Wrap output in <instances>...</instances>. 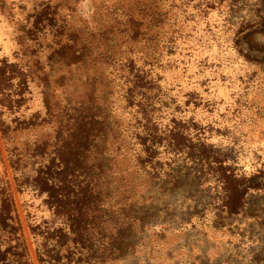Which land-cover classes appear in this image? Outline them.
<instances>
[{
    "label": "rangeland",
    "instance_id": "rangeland-1",
    "mask_svg": "<svg viewBox=\"0 0 264 264\" xmlns=\"http://www.w3.org/2000/svg\"><path fill=\"white\" fill-rule=\"evenodd\" d=\"M2 60L26 88L0 93V264L62 226L34 181L76 125L105 166L57 264H264V0H0Z\"/></svg>",
    "mask_w": 264,
    "mask_h": 264
},
{
    "label": "trees",
    "instance_id": "trees-1",
    "mask_svg": "<svg viewBox=\"0 0 264 264\" xmlns=\"http://www.w3.org/2000/svg\"><path fill=\"white\" fill-rule=\"evenodd\" d=\"M7 67L5 61H0V93H3L2 91L6 84L12 86L13 80H18V85L21 89L26 88L24 79H19L15 75L11 79L5 76ZM141 85V79L137 76L132 88L129 89V93L133 94L140 90ZM129 93L127 92V96H129ZM76 127L74 132L69 134L66 139H61L62 146L58 152L59 159H53L44 166L34 181V190L38 192L39 196L45 195L43 204L47 207L48 212L52 213L57 221H62V226L59 225L57 229L47 227L43 233H34L38 238L37 251L41 264H57L56 257L59 254V248L61 249L62 243L67 238V232L74 233V225L78 223V219L84 211V201L88 197L91 198L89 194L90 187L95 179L104 171L105 165H103L101 160L103 158L101 147L105 141L101 138L105 137L102 136L99 139L92 140V136L88 135L85 131L81 132L77 130ZM144 132L148 133V128H145ZM173 136L175 140L171 142L172 144H168V146L178 149L177 136ZM162 144L163 142L155 141L153 138L140 139L141 155L139 156V161L145 159L144 156H146L147 160L155 158V150L158 146H162ZM69 148L68 153H64ZM55 161H60L59 167H57ZM236 192L238 197L245 194V190H235ZM231 197H233V194ZM15 207V199L11 191L10 182L7 179H0V236H2L3 232L8 234L10 238L11 236L20 234V224L16 221ZM229 208L231 213L238 211V205ZM23 244L27 255L25 243L20 242L19 247H23ZM2 246L0 239V260L3 259V255L5 254V252L4 254L2 252Z\"/></svg>",
    "mask_w": 264,
    "mask_h": 264
}]
</instances>
